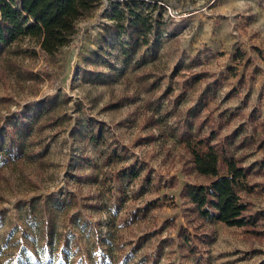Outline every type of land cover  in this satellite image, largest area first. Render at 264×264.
<instances>
[{
	"label": "rangeland",
	"instance_id": "1",
	"mask_svg": "<svg viewBox=\"0 0 264 264\" xmlns=\"http://www.w3.org/2000/svg\"><path fill=\"white\" fill-rule=\"evenodd\" d=\"M114 1L0 51V264H264V0ZM189 132L253 226L191 220Z\"/></svg>",
	"mask_w": 264,
	"mask_h": 264
},
{
	"label": "trees",
	"instance_id": "2",
	"mask_svg": "<svg viewBox=\"0 0 264 264\" xmlns=\"http://www.w3.org/2000/svg\"><path fill=\"white\" fill-rule=\"evenodd\" d=\"M99 3L101 0H0V51L17 38H30L45 54L54 56L70 41L78 20ZM185 145L190 154V168L202 179L186 183L182 189L192 205L191 220L234 227L252 225L240 193L246 188L248 176L241 161L222 156L210 140L190 132L185 135ZM200 236L199 242L212 241L202 232ZM183 239L189 246L188 236Z\"/></svg>",
	"mask_w": 264,
	"mask_h": 264
},
{
	"label": "crops",
	"instance_id": "3",
	"mask_svg": "<svg viewBox=\"0 0 264 264\" xmlns=\"http://www.w3.org/2000/svg\"><path fill=\"white\" fill-rule=\"evenodd\" d=\"M108 240H109V239H108ZM108 240H105V241H106V243H105V244H107V246H108V247H110V246H111V244H110V242L108 243ZM106 261H108V259H107Z\"/></svg>",
	"mask_w": 264,
	"mask_h": 264
}]
</instances>
